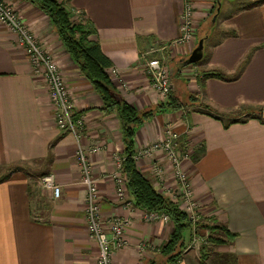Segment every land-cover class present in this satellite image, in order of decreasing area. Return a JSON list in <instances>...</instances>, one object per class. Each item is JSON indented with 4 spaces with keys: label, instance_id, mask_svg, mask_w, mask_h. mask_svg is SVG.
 Returning <instances> with one entry per match:
<instances>
[{
    "label": "crops",
    "instance_id": "crops-1",
    "mask_svg": "<svg viewBox=\"0 0 264 264\" xmlns=\"http://www.w3.org/2000/svg\"><path fill=\"white\" fill-rule=\"evenodd\" d=\"M6 1L55 60L72 111L84 126L77 140L57 128L43 76L34 71L16 36L0 23V177H7L0 182V264H96L98 248L86 231L85 188L75 161L77 145L93 144L101 146L90 156L100 219H128L127 245L114 251L111 263H147L168 240L172 225L162 219L146 221L145 210L124 207L118 200L109 177L117 168L116 157H123L117 116L100 110V97L65 51L47 16L26 0ZM63 2L71 21L87 19L94 27L93 39L118 71L113 76L111 68L107 74L122 98L138 110L165 101L151 87L145 65L153 58L161 63L162 57L187 58L196 46L194 39L174 43L180 36L184 0ZM214 3L192 0L199 24ZM240 7L224 21L235 35L219 38L203 52L204 61L179 71L182 79H195L200 68L218 70L227 80L210 78L202 87L189 82L188 91L199 97L198 104L156 113L134 135V154L160 140L168 124L182 141L204 148L197 161L185 163L201 205L200 222L236 234L230 243H207L208 264H264V117L257 113L258 108L264 111V4ZM190 67L195 77L185 74ZM204 105L222 119L207 114ZM143 165L136 168L150 179ZM42 175L54 177L60 187L57 199L42 188L31 192L33 178ZM202 232L226 239L219 231ZM191 238L185 234V250L176 264H200L199 250L187 249Z\"/></svg>",
    "mask_w": 264,
    "mask_h": 264
},
{
    "label": "built area",
    "instance_id": "built-area-1",
    "mask_svg": "<svg viewBox=\"0 0 264 264\" xmlns=\"http://www.w3.org/2000/svg\"><path fill=\"white\" fill-rule=\"evenodd\" d=\"M57 1L63 2L64 0ZM184 2L180 14V36L174 40L176 44L193 40L196 30L192 0H184ZM0 23L16 36L34 71L43 76L49 98L55 108L57 128L64 133L73 135L77 140L84 123L80 117L74 118L69 91L55 60L36 40L31 30L20 20L13 7L6 0H0ZM145 72L151 87L166 101L173 90L169 69L164 67L157 58H153L146 62ZM111 74L116 76L118 71L112 67ZM199 147L200 144L198 143L187 140L182 141L180 134L168 124L163 129L160 140L147 145L133 155L135 166L138 164L144 166L143 164H145L152 186L160 194L173 201L185 213L192 224L193 232L187 249L195 248L197 250L207 242L197 234L198 229L196 226L201 217V205L194 195L185 163L191 161L193 153ZM100 150L101 146L98 144H93L88 148L77 145L75 161L79 167L80 181L85 188L84 214L86 230L98 248L96 264H112L114 251L127 245L124 238V228L128 224V219L115 217L108 222H103L100 219L99 191L97 181L92 176L90 164V156ZM123 159L120 156L116 157L117 168L109 177L114 183L118 200L124 207H131L133 201L121 169ZM39 185L42 189L50 191L54 199L60 196V187L55 183L52 175H43ZM159 219L170 221L166 214L145 211L144 220L154 221Z\"/></svg>",
    "mask_w": 264,
    "mask_h": 264
},
{
    "label": "trees",
    "instance_id": "trees-1",
    "mask_svg": "<svg viewBox=\"0 0 264 264\" xmlns=\"http://www.w3.org/2000/svg\"><path fill=\"white\" fill-rule=\"evenodd\" d=\"M34 5L49 19L51 26L57 34L65 51L78 67L82 75L91 83L93 89L101 99L102 105L100 110L105 114H115L118 118L120 126L121 140L123 144V162L121 165L123 177L129 194L132 198L133 205L147 212H157L166 214L170 218L172 232L168 240L159 249L155 258L149 260L145 264H176L181 258L185 250V234L192 235V224L187 216L177 205L168 197L160 194L150 183V181L135 166L134 155V135L136 130L147 120L151 119L159 112H174L182 108L195 106L199 103L197 97L188 91L189 82L199 83L202 87L205 80L215 78L219 80H227L218 70H204L199 77L195 79H182L179 71L181 68L189 65H198L202 59L194 64H185L183 58H178L173 62L174 68L170 76L173 82V90L167 97L166 101L159 103L152 108L138 110L130 105L116 90L107 71L112 68L111 61L102 51L98 41L93 39L95 29L89 20L83 19L79 23H74L70 19V13L64 6V2L57 0H26ZM218 3L220 10L222 0H215V6L212 15L205 30L197 35V40L203 39V52L205 42L209 37L210 30L213 27L211 19L216 15V19L220 13L217 12ZM264 0H251V2L241 6L239 9H250L259 5H263ZM215 19V20H216ZM215 22V21H214ZM198 32V29H197ZM235 35L234 30H226L221 38ZM181 59V60H180ZM183 96V100L181 99ZM203 110L210 116L222 119L218 111L204 105ZM257 113L261 116L263 111L258 108ZM74 118H78V113H74ZM204 148L199 147L192 155V160L197 161L203 154ZM43 176V175H42ZM7 177H0V182ZM197 229L204 228L210 232L219 231L225 235L226 239H217L208 236L207 243L212 245L226 244L234 240L236 234H231L224 226L210 225L199 226ZM190 237V236H189ZM200 264H208V248L207 244H202L199 248Z\"/></svg>",
    "mask_w": 264,
    "mask_h": 264
},
{
    "label": "rangeland",
    "instance_id": "rangeland-1",
    "mask_svg": "<svg viewBox=\"0 0 264 264\" xmlns=\"http://www.w3.org/2000/svg\"><path fill=\"white\" fill-rule=\"evenodd\" d=\"M224 1V0H223ZM222 1V2H223ZM249 2H251V0H234V2H228L227 0L226 1H224V4H223V8H222V4H221V10H220V13H219V15H218V17H217V19L215 20L216 22H214L215 23V25L212 27V29L210 30V33H209V37L207 38V40H206V42H205V47H204V52H207L208 51V49L210 48V46L215 42V41H217V40H219V38H221L222 37V34H223V32H225L226 30H228V28H226L225 27V24H224V21H225V19H226V17L231 13V12H233L234 10H235V8L238 6V7H240L241 5H245V4H247V3H249ZM12 6V5H11ZM214 6H215V4L212 6V8L210 9V12L208 13V15H207V17L204 19V21L202 22V23H198V21H196V29H198V32H197V30H195V35H194V43L196 44L197 42H196V40H197V35L199 34V33H201V30L203 31V30H205V28L207 27V25H209L208 24V22H209V18H210V16L212 15V13H213V10H214ZM78 13V12H77ZM78 15H79V13H78ZM211 23V22H210ZM195 46V45H194ZM150 55V54H149ZM161 60H162V62L163 63H161L164 67H166L167 69H169V68H171L172 69V67L174 68V66H172L173 65V62L174 61H176L178 58H175V59H171V60H169L168 58H166V57H162V58H160ZM186 72H185V74H189V75H191V76H193V77H195L194 76V74H193V71H194V68L193 67H190V68H186ZM172 71H173V69H172ZM203 70H201V68H200V71H199V74L202 72ZM198 74V75H199ZM171 81H172V79H171ZM172 84H173V82H171ZM174 89V88H173ZM197 89H199L198 87H197ZM199 91V90H198ZM193 96H195V97H197V99L200 101V99H199V97L198 96H196V94H192ZM183 96H181V99L183 100ZM258 110V109H257ZM191 161H193L192 160V157H191ZM190 161V162H191ZM141 172V171H140ZM142 173V172H141ZM38 175V174H37ZM35 177H37V176H35ZM42 177V176H41ZM41 177H40V179H41ZM35 181L33 182V186H32V193H34V194H36V192L39 190V189H41V186L39 185V181H40V179H35V178H33ZM148 179V178H147ZM149 181H150V179H148ZM150 183H151V181H150ZM35 185V186H34ZM36 204H38V202L36 203ZM35 209L36 208H34V210H33V213L34 214H37L38 212L37 211H35ZM200 221H201V218H200ZM199 221V223H198V225L200 226V225H202V226H206V225H203V223L202 222H200ZM213 225H216V224H213ZM219 226H221V225H219ZM202 229H204V228H199L198 230H197V234H198V236L200 237V238H202L203 240H206L207 239V235L205 234V233H203L202 232ZM201 230V231H200ZM87 231V230H86ZM208 235H210V234H208ZM214 238V237H213ZM209 245V244H208ZM211 247V246H210Z\"/></svg>",
    "mask_w": 264,
    "mask_h": 264
},
{
    "label": "water",
    "instance_id": "water-1",
    "mask_svg": "<svg viewBox=\"0 0 264 264\" xmlns=\"http://www.w3.org/2000/svg\"><path fill=\"white\" fill-rule=\"evenodd\" d=\"M220 10V3H218L217 12ZM216 19V15H213L211 19V24H214V21ZM203 57V39L197 40L196 46L191 51L190 55L187 58H183L185 64H194L199 62ZM181 60V59H180ZM172 69L169 68V75L171 76ZM263 117H264V111H263Z\"/></svg>",
    "mask_w": 264,
    "mask_h": 264
}]
</instances>
